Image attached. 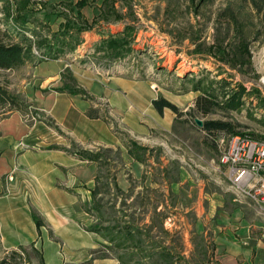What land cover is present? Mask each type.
Here are the masks:
<instances>
[{"label": "rangeland", "instance_id": "obj_1", "mask_svg": "<svg viewBox=\"0 0 264 264\" xmlns=\"http://www.w3.org/2000/svg\"><path fill=\"white\" fill-rule=\"evenodd\" d=\"M19 1L0 0V42L7 43L9 36L18 41L22 33L17 32L20 36L16 35V28L22 29L25 32L22 38L29 39L26 45L31 46L32 57L18 68H0V87L16 96L23 106H28V110L10 111L8 106L0 104V121L16 112L32 134L45 139L42 146H59L61 140L75 153L80 148L62 135L50 118L36 109L39 106L38 100L51 92H72L73 88L81 89L92 97L93 85L105 83L118 87V84L129 81L134 75L143 86L141 90H135L134 100L139 103L135 101L132 105L134 110L131 108L128 113L112 115L109 98L114 96L111 95L114 91H109L108 100L102 97L99 101L108 123L120 141L119 148L99 150L106 164L100 174L101 180L109 183L108 188L103 190L106 193L103 194V216L110 217L116 208L122 211L133 207L145 213L154 207L158 209L163 198L161 194L168 193L171 197L169 203L175 208L181 204L190 208L197 194L216 193L224 196L225 202L233 208L231 210L239 209L243 213V207L246 208L252 228L251 236L263 241L264 210L254 204L237 203L225 169L218 164L214 140L219 134L202 131L194 120L228 122L236 132L264 138V109L258 107L260 100V104L264 105V0H212L209 3L200 0H114L121 20L114 22L117 26L109 33L102 25L109 23L102 20L91 23L102 10L103 0H88L81 13L85 18L93 16V19L82 32L76 49L71 52L64 49V55L57 62L41 58L37 46L40 47L43 40L53 41L52 36L64 24L65 19L61 15L68 14V8L64 5L74 4L78 0H28V7L23 11L25 13L16 7ZM30 10L31 15L28 14ZM5 14L9 15L8 31L4 25L8 17ZM22 14L30 19L24 26ZM87 35L88 38L91 35L90 43L83 48L91 51V55L87 54L88 58L84 59L89 67L80 68L83 66L78 57L74 62L79 67L76 64L71 66L72 69L62 67L64 64L70 66L71 60L68 59L73 58L82 43H86ZM109 36L118 38L115 41L119 46L118 51L121 50L119 57L108 58L104 52L99 51L102 40ZM103 46L104 50H111L107 45ZM87 50L83 51L85 55ZM113 54L112 50L108 53L111 57H114ZM68 55L71 57L66 58ZM203 76H207L209 81L225 79L231 88L237 84L242 85L247 92L244 105L237 111H225L219 107L222 99L219 96L208 116L198 115L194 111V102L201 92L191 91V80ZM120 92L115 96H128ZM77 96L84 100L82 96ZM159 98L174 104L180 116L168 109L158 114L152 101ZM164 120H171L170 133L156 127V122ZM130 141L149 150L145 164L130 161L125 148ZM162 168L167 176V184L163 182ZM118 178L129 183V187L123 186L125 195H120L119 190L113 186V180ZM12 180V175L7 176L8 182ZM130 193L139 194L140 197L132 200L128 196ZM146 199H150V202L143 201ZM93 207L87 206L94 216L99 217L100 214ZM206 207L204 203L203 208ZM221 210L231 213L226 205ZM219 211L206 221L204 216L196 217L190 211L187 214L179 212L184 217L183 224L179 218L170 217L171 222L166 227L172 230L171 234L166 236L157 226V242H169L170 257L154 254L143 263L210 264L214 234L208 232L204 235L201 229L216 225L221 218ZM159 214L164 216L162 211ZM261 253L264 251L258 254L262 256ZM30 257L38 262L37 256L30 253ZM132 261L131 264H140L141 256H133Z\"/></svg>", "mask_w": 264, "mask_h": 264}, {"label": "crops", "instance_id": "obj_2", "mask_svg": "<svg viewBox=\"0 0 264 264\" xmlns=\"http://www.w3.org/2000/svg\"><path fill=\"white\" fill-rule=\"evenodd\" d=\"M85 19L91 22L93 16H86ZM102 25L108 33L117 26L116 23ZM90 37L85 36L86 43L77 48L73 58L66 56L71 60L70 66L64 64L62 67L72 69L71 66L75 64L77 67V62H74L76 57L83 66L80 68L89 67L84 59L88 58L87 54L91 55V51L84 48L89 45ZM86 50L88 53L85 55L83 51ZM103 84L91 87L93 102L82 100L77 95L51 92L38 100L36 109L50 118L58 131L80 150L98 152L119 148L120 141L110 123L103 120L106 116L100 98L108 100L109 91H114L109 104L111 114L118 116L128 113L131 108L134 110L132 105L137 102L134 100L135 90H141L143 86L134 75L129 81L118 84V87ZM118 91L128 96L116 97ZM90 109L95 111L97 118L91 119L86 115ZM170 122H156V127L170 133ZM44 141L43 137L30 132L16 112L0 121V259L23 248L28 254L26 264H39L34 262L30 253L37 254L43 264H131L135 255L141 256L142 261L139 263L144 264L143 261L154 254L160 257L171 255L168 241L157 242V226L167 236L172 233L166 227L171 222L170 217L179 218L184 223V217L179 212L187 214L190 211L196 217L204 216L206 221L220 210L221 218L217 224L201 229L204 235L208 232L214 234L210 264H264V253H261L262 256L258 254L264 251V228L261 236L263 241L254 239L246 208L243 207V213L239 209L231 210L233 208L225 202L222 194H197L190 208L182 204L175 208L169 203L171 197L166 193L161 194L163 198L158 209L154 207L145 213L133 207L122 211L116 208L107 217L102 214L103 194L106 193H101L96 197V200H101L98 219L87 208L92 206L91 191L97 165L78 160L61 140L59 146L50 147L42 146ZM51 147L59 149H49ZM130 161L135 162L131 158ZM162 169L163 182L167 184V176ZM9 175L13 177L11 182L7 181ZM113 182L118 193L125 195L123 186L129 187L127 180L118 178ZM66 190H71V193ZM128 196L132 200L140 197L136 193ZM143 201L150 202V199ZM204 203L206 209L203 208ZM237 203L253 205L245 198L238 199ZM224 205L231 213L221 210ZM161 211L164 216H160ZM34 217L40 220L39 226ZM158 218L161 221L158 222ZM93 228L100 229V232L90 231ZM196 231H199L198 228Z\"/></svg>", "mask_w": 264, "mask_h": 264}, {"label": "trees", "instance_id": "obj_3", "mask_svg": "<svg viewBox=\"0 0 264 264\" xmlns=\"http://www.w3.org/2000/svg\"><path fill=\"white\" fill-rule=\"evenodd\" d=\"M203 3H209L212 0H200ZM254 1V0H253ZM88 4V0H79L74 4H65L64 6L68 8L67 13L61 15L64 20V24L60 25V28L57 32L52 36L53 41H41L42 44L39 47L37 46V49L40 51L41 58H48L52 60H57L61 56L64 55V49L69 50L68 52L74 51L76 47L80 44L81 40V34L83 31L86 30L88 25L90 23L85 19V17L81 13V9L85 7ZM16 7H19V11H24V9H27L28 7V0H20L16 3ZM115 1L114 0H103L102 2V10L99 11V14L97 15V18H94V20L91 23H94L98 20H102L105 23H114L119 20H121V16L119 15L118 11L115 8ZM256 7H261L255 4ZM260 9V8H259ZM9 11V9H7ZM6 11V13H8ZM5 13V12H4ZM25 13V12H23ZM74 13V14H73ZM29 15L32 14L31 10ZM21 15V14H19ZM5 16H8L6 18V21L4 25L7 27V30L9 29V15L5 14ZM74 16V17H72ZM22 26L29 23L30 19L26 14H22ZM30 17V16H29ZM16 35L20 32L25 34L22 29L19 30V28H16ZM125 32V31H124ZM122 33L123 35L125 33ZM22 35L18 41H15V38L12 36L8 37L7 43H1L0 42V68L1 69H14L18 68L26 63H28L31 60L32 57V48L30 45H26V41H29L28 38H22ZM118 38H113L112 36H109L107 39L102 40L101 48H99V51L104 52V55L108 58H115L119 57L121 53V50L118 51L119 46L117 45ZM103 44L107 45L109 49L112 50V53L114 57H111L112 55H108L111 50H104ZM112 47V48H111ZM108 52L107 54L105 53ZM44 61V60H43ZM40 63L42 60L39 61ZM191 75V74H190ZM187 81V76L185 77ZM192 89L191 91L194 92H201V95L198 96L195 99L194 102V111L200 115L201 117L208 116L213 108L215 107V100L219 98V96L222 98L221 102L219 103V107L224 109L225 111L231 110V111H237L239 110L245 103L244 95H247V92L245 91V88L237 84L235 87H230V83H227L225 79L218 80V81H209L207 76H203L201 79H196V77H193L192 80ZM73 91H68L67 93L72 95H80L83 97L84 100L93 102V98L90 97L88 94H86L81 89H72ZM61 92V91H58ZM262 102V100H260ZM260 101L258 102V107L261 109H264V105L260 104ZM0 104L2 106H8V110L10 111H16V112H26L28 110V106H23L21 101L14 95L8 93L3 88L0 87ZM152 106L156 110L158 114H162L164 109L170 110L173 114L180 116V112L176 108V106L170 102H168L164 98H159L157 100L152 101ZM29 111L26 113L28 114ZM86 115L91 118L95 119L97 118V114L93 109H90L86 112ZM1 120V119H0ZM104 121L108 122L107 117H104ZM201 130L208 133L217 135L219 132H225L229 135H245L244 133L236 132L234 126L228 122L223 121H204L203 125L201 127ZM255 139H260L264 141V138H258L254 137L253 134H247ZM126 152L128 157H130L133 161L138 162L140 164L146 163V153L149 151L146 147L139 146L134 142H128L125 145ZM49 149H59L57 147H51ZM75 157L80 160L87 163H94L97 165V175L94 178V187L91 191L92 194V205L94 206L93 209L96 210L98 213L100 212V206L99 203L101 202L100 199L96 200L97 195H100L103 193V190L105 188H108L109 183H103L101 180V172L102 169L106 166L104 164V159L101 154V151L98 152H88L84 150H77L75 152ZM107 177V176H106ZM107 179V178H106ZM115 187V185L113 184ZM116 188V187H115ZM71 193V190H66ZM118 191V190H117ZM1 195V194H0ZM34 220L36 222V225H40V220L37 217H34ZM90 231L99 233L100 229H92ZM22 254V256H21ZM27 251L23 248H19L15 252L8 253L4 255V257L0 260V264H26L28 263L27 260ZM34 256H37L35 254ZM38 263L43 264L42 260L38 258Z\"/></svg>", "mask_w": 264, "mask_h": 264}, {"label": "built area", "instance_id": "obj_4", "mask_svg": "<svg viewBox=\"0 0 264 264\" xmlns=\"http://www.w3.org/2000/svg\"><path fill=\"white\" fill-rule=\"evenodd\" d=\"M218 134L214 140L218 164L236 199L245 198L264 210V141L247 134Z\"/></svg>", "mask_w": 264, "mask_h": 264}, {"label": "water", "instance_id": "obj_5", "mask_svg": "<svg viewBox=\"0 0 264 264\" xmlns=\"http://www.w3.org/2000/svg\"><path fill=\"white\" fill-rule=\"evenodd\" d=\"M194 123L196 124V126L197 127H199V128H201L202 127V125H203V122L202 121H200V120H198V119H195L194 120Z\"/></svg>", "mask_w": 264, "mask_h": 264}]
</instances>
